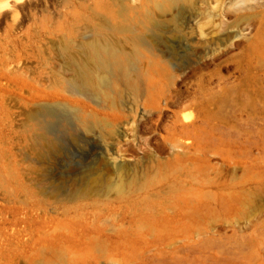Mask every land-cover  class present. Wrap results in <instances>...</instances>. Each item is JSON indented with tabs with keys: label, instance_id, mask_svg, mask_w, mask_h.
<instances>
[{
	"label": "rangeland",
	"instance_id": "374dc122",
	"mask_svg": "<svg viewBox=\"0 0 264 264\" xmlns=\"http://www.w3.org/2000/svg\"><path fill=\"white\" fill-rule=\"evenodd\" d=\"M157 1L0 0V264H264V0Z\"/></svg>",
	"mask_w": 264,
	"mask_h": 264
},
{
	"label": "bare ground",
	"instance_id": "6f19581e",
	"mask_svg": "<svg viewBox=\"0 0 264 264\" xmlns=\"http://www.w3.org/2000/svg\"><path fill=\"white\" fill-rule=\"evenodd\" d=\"M186 1L189 0H158L156 6L158 12L162 16L167 14L168 12H171L172 7L174 5L178 3H185ZM104 55L108 58L109 63H111L113 67L119 70L125 82L134 89L135 85L131 81V77H130L131 69L129 68L127 60L120 58L113 52L105 51Z\"/></svg>",
	"mask_w": 264,
	"mask_h": 264
}]
</instances>
